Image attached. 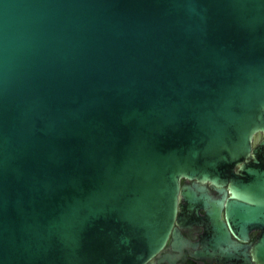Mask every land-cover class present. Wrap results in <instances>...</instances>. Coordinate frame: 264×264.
I'll use <instances>...</instances> for the list:
<instances>
[{
    "label": "water",
    "instance_id": "95a60500",
    "mask_svg": "<svg viewBox=\"0 0 264 264\" xmlns=\"http://www.w3.org/2000/svg\"><path fill=\"white\" fill-rule=\"evenodd\" d=\"M262 135L264 0H0V264H153L199 207L239 247Z\"/></svg>",
    "mask_w": 264,
    "mask_h": 264
},
{
    "label": "flooded vegetation",
    "instance_id": "af4514ba",
    "mask_svg": "<svg viewBox=\"0 0 264 264\" xmlns=\"http://www.w3.org/2000/svg\"><path fill=\"white\" fill-rule=\"evenodd\" d=\"M263 139L264 135L261 136L260 140ZM207 188L214 199L223 196L217 188L210 184L207 185ZM227 194L229 199L232 195L230 189H227ZM181 204L186 205V202L183 200ZM194 217L196 222L189 223L186 226H178L180 234L186 242L178 244L172 235L163 251L155 257L153 264H259L253 256V251L256 243L263 236L264 228L262 226L252 228L248 233L247 240L242 239L237 234L235 235L228 227L233 241L239 247L216 250L211 248L214 240L211 227L206 224L209 219L205 208L199 207L198 217ZM223 219L226 221L225 209L223 210ZM208 224H211V222ZM148 264H151V262Z\"/></svg>",
    "mask_w": 264,
    "mask_h": 264
}]
</instances>
